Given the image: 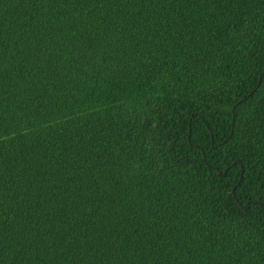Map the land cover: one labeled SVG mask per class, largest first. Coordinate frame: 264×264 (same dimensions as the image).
<instances>
[{"label": "trees", "instance_id": "trees-1", "mask_svg": "<svg viewBox=\"0 0 264 264\" xmlns=\"http://www.w3.org/2000/svg\"><path fill=\"white\" fill-rule=\"evenodd\" d=\"M263 68L264 0H0V264H264Z\"/></svg>", "mask_w": 264, "mask_h": 264}, {"label": "water", "instance_id": "water-1", "mask_svg": "<svg viewBox=\"0 0 264 264\" xmlns=\"http://www.w3.org/2000/svg\"><path fill=\"white\" fill-rule=\"evenodd\" d=\"M261 74H264V68H263V70H262ZM257 85H258V84H257Z\"/></svg>", "mask_w": 264, "mask_h": 264}]
</instances>
